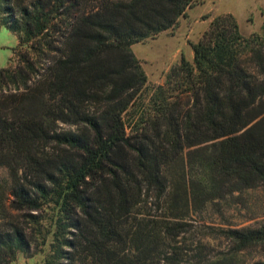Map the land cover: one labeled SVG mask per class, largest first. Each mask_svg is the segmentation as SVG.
<instances>
[{
    "label": "trees",
    "instance_id": "1",
    "mask_svg": "<svg viewBox=\"0 0 264 264\" xmlns=\"http://www.w3.org/2000/svg\"><path fill=\"white\" fill-rule=\"evenodd\" d=\"M194 1L0 0L19 45L0 66V264L49 235L44 264H175L171 218L226 180L264 185V19L245 35L214 15L158 83L131 50ZM149 197L164 214L135 216ZM225 235L264 248V223Z\"/></svg>",
    "mask_w": 264,
    "mask_h": 264
},
{
    "label": "rangeland",
    "instance_id": "2",
    "mask_svg": "<svg viewBox=\"0 0 264 264\" xmlns=\"http://www.w3.org/2000/svg\"><path fill=\"white\" fill-rule=\"evenodd\" d=\"M223 12L233 13L240 32L247 35L261 30L264 0H195L187 7L186 14L179 16L173 26L132 43L131 50L140 60L148 81L162 82L165 71L180 59L181 54L192 60L191 42L199 39L214 15ZM15 47H19L17 35L0 24V66L15 63ZM181 100L186 101L187 97ZM210 150V146H200L191 153L196 159L199 154L207 155ZM5 173L6 168L1 167L0 174ZM174 175L181 178L179 167ZM187 176L201 179L202 170L199 166L187 167ZM171 181L170 188L174 190V182ZM32 212L37 210L33 209ZM134 212L135 216L146 218L164 214L162 207H157L150 197L146 203L139 202ZM171 219L180 222L176 229L178 232L171 236L168 245L169 254L176 260L175 264H251L256 259L264 258V248L261 245L236 249L234 242L225 235L228 227L264 223L262 184L235 188L231 180H226L206 196L202 194L201 198L192 200L184 215ZM50 238L51 235L47 237L40 251L29 256L20 251L8 264H44Z\"/></svg>",
    "mask_w": 264,
    "mask_h": 264
}]
</instances>
